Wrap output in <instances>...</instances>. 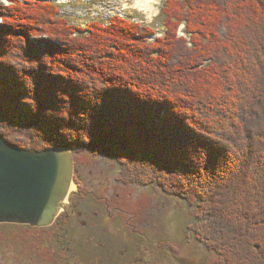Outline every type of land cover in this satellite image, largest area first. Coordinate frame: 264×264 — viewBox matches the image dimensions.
Listing matches in <instances>:
<instances>
[{
  "label": "trees",
  "instance_id": "obj_1",
  "mask_svg": "<svg viewBox=\"0 0 264 264\" xmlns=\"http://www.w3.org/2000/svg\"><path fill=\"white\" fill-rule=\"evenodd\" d=\"M159 13L165 34L149 42L153 26L120 16L86 36L57 3L0 5V136L65 146L78 169L112 158L123 182L186 201L206 264H264V0H163ZM106 204L113 218L121 207ZM142 204L118 224L134 235L129 257L83 245L72 209L46 228L0 224L13 228L0 250L30 264H138ZM165 244L172 262L181 247Z\"/></svg>",
  "mask_w": 264,
  "mask_h": 264
},
{
  "label": "rangeland",
  "instance_id": "obj_2",
  "mask_svg": "<svg viewBox=\"0 0 264 264\" xmlns=\"http://www.w3.org/2000/svg\"><path fill=\"white\" fill-rule=\"evenodd\" d=\"M51 1L61 6V16L67 18L76 25L85 26L98 19L101 23L120 15L129 17L144 25L153 26L157 31L162 32V17L160 10L163 0H151L150 7L142 8L138 0H42ZM13 0H0V5H11ZM94 11V12H92ZM152 20V23H144V19ZM154 18V19H153ZM1 22V19H0ZM89 158V157H88ZM83 160L81 169L77 168L74 178L75 188L70 200L67 202L66 210L72 209L71 215L74 218V231L81 239L83 245L89 244L94 252H102V249H115L113 254L116 257H129L131 251L128 248L129 242L134 235L124 230L119 223L126 214L127 209H131L134 199L143 206V217L137 221L141 237L136 239L140 245L134 256V261L138 264H178L176 258H184L193 261L195 264H206L212 255L204 250L203 245L193 240L190 229L195 221V213L186 201L181 197L165 193L155 185L139 186L131 185L120 180L119 164L108 157H99L97 160L93 156ZM93 170H91V168ZM77 176V177H76ZM79 179L82 186L87 190V194L81 192L80 199L75 198L79 191ZM85 198H84V197ZM95 197L107 199L104 205L110 202L115 204L118 210L114 217L107 214L102 204L98 205ZM79 201V203H77ZM99 202V201H97ZM116 202V203H115ZM103 206V207H102ZM79 208V209H78ZM111 209V208H110ZM83 212L82 216L78 212ZM64 212V211H63ZM62 212V213H63ZM75 213V214H74ZM86 223V224H83ZM115 222V223H113ZM13 230L12 227H0V232ZM123 239L128 244H123ZM168 244H178L181 249L179 255L171 254L172 262L168 255L162 252ZM118 251V252H117ZM166 253V254H165ZM132 256V255H131ZM130 256V257H131ZM129 260V259H127ZM174 261V262H173ZM0 264H30L22 258H15L14 251L7 254L0 250Z\"/></svg>",
  "mask_w": 264,
  "mask_h": 264
},
{
  "label": "water",
  "instance_id": "obj_3",
  "mask_svg": "<svg viewBox=\"0 0 264 264\" xmlns=\"http://www.w3.org/2000/svg\"><path fill=\"white\" fill-rule=\"evenodd\" d=\"M76 172L74 153L65 146L30 151L0 136V224L52 226L72 196Z\"/></svg>",
  "mask_w": 264,
  "mask_h": 264
},
{
  "label": "flooded vegetation",
  "instance_id": "obj_4",
  "mask_svg": "<svg viewBox=\"0 0 264 264\" xmlns=\"http://www.w3.org/2000/svg\"><path fill=\"white\" fill-rule=\"evenodd\" d=\"M78 184H79V186H78V187H79V191L76 192V194H75V198H76L77 200L80 199L79 197L81 196V195H80L81 192H82V194L84 195V192L86 191V189L82 186V184H81L80 181H79ZM79 195H80V196H79ZM83 197H84V196H83ZM84 198H85V197H84ZM77 203H79V201H78ZM68 210L71 211V209H68ZM66 211H67V210H66ZM64 212H65V211H64ZM72 212H74V211H72ZM72 212H70V213H72ZM78 213H80V215H77L78 217H80V216L83 215V214H82V213H83L82 211H81V212L79 211ZM62 214H63V213H62ZM62 214H61V215H62ZM74 214H75V213H74ZM61 215H60V216H61ZM60 216H59V217H60ZM59 217H58V218H59ZM67 217H68V216H67ZM57 220H58V219H57ZM57 220H56V221H57ZM83 224H86V223L83 222ZM62 225H65V224L62 223Z\"/></svg>",
  "mask_w": 264,
  "mask_h": 264
},
{
  "label": "bare ground",
  "instance_id": "obj_5",
  "mask_svg": "<svg viewBox=\"0 0 264 264\" xmlns=\"http://www.w3.org/2000/svg\"><path fill=\"white\" fill-rule=\"evenodd\" d=\"M150 2L151 0H138V4L142 7V8H147L150 7ZM53 44V43H52ZM50 46V45H49ZM75 188V185L73 184L71 187V191H73Z\"/></svg>",
  "mask_w": 264,
  "mask_h": 264
},
{
  "label": "clouds",
  "instance_id": "obj_6",
  "mask_svg": "<svg viewBox=\"0 0 264 264\" xmlns=\"http://www.w3.org/2000/svg\"><path fill=\"white\" fill-rule=\"evenodd\" d=\"M153 19H154V18H153ZM143 22H144V23H152L153 21H152V20H150V19H148V18H145ZM183 27H184V25H183V24H181V25H180V28H181V29H183ZM180 34H181V35H183V33H182V32H181ZM161 35H162V33H161Z\"/></svg>",
  "mask_w": 264,
  "mask_h": 264
},
{
  "label": "built area",
  "instance_id": "obj_7",
  "mask_svg": "<svg viewBox=\"0 0 264 264\" xmlns=\"http://www.w3.org/2000/svg\"><path fill=\"white\" fill-rule=\"evenodd\" d=\"M92 12H94V11H92Z\"/></svg>",
  "mask_w": 264,
  "mask_h": 264
}]
</instances>
